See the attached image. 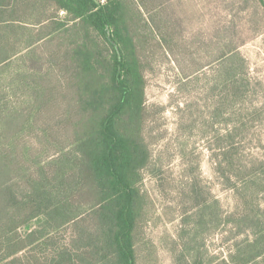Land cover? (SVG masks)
Segmentation results:
<instances>
[{"label": "trees", "instance_id": "1", "mask_svg": "<svg viewBox=\"0 0 264 264\" xmlns=\"http://www.w3.org/2000/svg\"><path fill=\"white\" fill-rule=\"evenodd\" d=\"M258 1L264 12V0ZM158 6L155 0H0V75L18 47L53 45L56 68L45 78L52 81V94L67 85L68 117L73 119V139L61 159L42 163L37 158L28 164L27 144L22 142L17 157L16 138H22L31 117L25 108H6L18 83L29 98V81H22L30 67L21 69V79L8 72L11 88L3 94L0 81V264H140L139 234L153 204L143 188L152 159L147 37L155 34L165 48L171 42L164 23L156 26L152 20ZM233 58L240 69L226 67L222 83L238 90L241 117L227 124L221 138L215 136L226 143L211 148L214 169L230 186L234 205L224 212L209 193L201 210L186 211L173 264H264V152L240 158L245 147L234 140L241 131L249 132L243 102L250 87L256 91L264 82L250 78L239 52L226 55V61ZM43 88L40 84L35 97ZM231 102L227 96L213 102L212 118L222 117ZM262 116L264 100L250 114V123ZM218 228L224 251L219 260L215 254L209 259L202 235Z\"/></svg>", "mask_w": 264, "mask_h": 264}, {"label": "rangeland", "instance_id": "2", "mask_svg": "<svg viewBox=\"0 0 264 264\" xmlns=\"http://www.w3.org/2000/svg\"><path fill=\"white\" fill-rule=\"evenodd\" d=\"M155 2H160V6L152 20L156 26L164 23L161 28L171 33V42L170 47L165 48L158 43L155 34L147 37H150L149 53L144 69L152 159L150 169L144 172L143 188L153 204L140 230L138 252L140 264H173V248L178 242L182 215L186 211L194 213L198 207L201 210L209 193L219 199L224 212L234 205L230 186L223 183L214 169L211 146L219 149L226 143L225 140L216 142L215 136L221 138L227 131V124L234 125L240 119V106L243 105L238 90L226 89L222 83L226 67L240 69L239 60L226 61V55L239 52L250 67V78L264 82V12L258 0ZM26 47L23 45L15 50L9 66L1 71L0 81L3 94L11 88L8 72L13 71L15 77L21 79V69L30 67L29 77L22 82L29 81L34 97L30 93L28 98L26 90L16 81L15 93L8 97L10 103L6 109L25 108L24 113L31 117V124L22 138H16L20 143L16 155L23 152L22 142L27 144L28 164L32 165L37 158L42 163L61 159L73 139V119L68 117L67 85L62 83V88L52 94V81L44 74L56 68V59L51 57L55 47L44 43ZM40 84L44 86L42 96L35 97ZM251 88L243 102L249 109L246 123L249 132L234 135V140L245 147L239 157L247 160L253 154L264 152V118L256 121L253 117L250 123V114L264 100V84H258L256 91ZM226 96L232 105H224L222 117L212 118L213 102ZM195 184L198 196L194 192ZM221 231L218 228L203 232L209 259L215 254L219 260L224 251Z\"/></svg>", "mask_w": 264, "mask_h": 264}]
</instances>
